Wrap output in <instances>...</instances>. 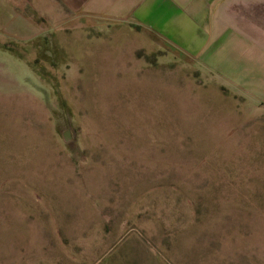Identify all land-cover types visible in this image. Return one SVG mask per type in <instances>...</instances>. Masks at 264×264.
I'll return each instance as SVG.
<instances>
[{
    "label": "rangeland",
    "instance_id": "1",
    "mask_svg": "<svg viewBox=\"0 0 264 264\" xmlns=\"http://www.w3.org/2000/svg\"><path fill=\"white\" fill-rule=\"evenodd\" d=\"M51 1L0 0V264H264L250 56Z\"/></svg>",
    "mask_w": 264,
    "mask_h": 264
},
{
    "label": "crops",
    "instance_id": "2",
    "mask_svg": "<svg viewBox=\"0 0 264 264\" xmlns=\"http://www.w3.org/2000/svg\"><path fill=\"white\" fill-rule=\"evenodd\" d=\"M8 2L23 6V0ZM50 4L42 2L48 15ZM63 5L54 9L56 15L78 12L100 18L114 24L113 31L140 33L154 46L160 38L198 48L196 54H206L209 61L234 63L232 57L247 54L252 69L243 64L239 73L245 79H264V0H64Z\"/></svg>",
    "mask_w": 264,
    "mask_h": 264
},
{
    "label": "water",
    "instance_id": "3",
    "mask_svg": "<svg viewBox=\"0 0 264 264\" xmlns=\"http://www.w3.org/2000/svg\"><path fill=\"white\" fill-rule=\"evenodd\" d=\"M71 138V136H70V131H67L66 133H65V139L66 140H69Z\"/></svg>",
    "mask_w": 264,
    "mask_h": 264
}]
</instances>
